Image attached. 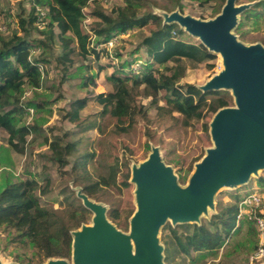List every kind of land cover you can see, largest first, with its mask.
<instances>
[{
    "label": "trees",
    "instance_id": "trees-1",
    "mask_svg": "<svg viewBox=\"0 0 264 264\" xmlns=\"http://www.w3.org/2000/svg\"><path fill=\"white\" fill-rule=\"evenodd\" d=\"M28 1L33 10L40 8L46 12L44 20L47 29L43 32H48L37 43L45 46L53 38L58 41L61 53L56 61L61 67L62 76L67 73V64L73 62L70 58L75 52L73 45L76 43L77 52L88 53L89 37L93 35L92 43L97 48V56L100 53L110 65L100 62L98 70L94 74L90 72L81 82L80 86L84 89L95 82L98 72L115 64L105 46L110 37H118L120 33L123 34L133 27L142 28L149 21H156V16L149 11L139 14L137 8L141 0H129L127 8L123 10L113 7L109 14L98 9L91 12L99 22L96 26H88L86 32L82 27V21L86 17L83 6L93 0ZM219 2L222 6L225 0ZM258 4L264 5V0L255 2L254 6ZM244 13L243 20H246L249 16H257L258 12L256 8H249ZM16 18L19 30L12 31L7 37L0 34V130L7 133V146H0V166L12 163L9 150L23 154L28 135L32 131L36 132L45 121L44 118L38 119L32 125L22 122L25 107L31 106L37 111L45 109V102L38 100V94L24 102L20 98L25 86L36 89L40 87L42 70L39 63L45 56L34 55L35 42L29 39V25L38 21V14L31 15L28 19L19 14ZM241 23H237L238 27ZM140 43L146 55V63L136 73L123 70L124 66L131 65L130 62H120L117 65L109 77L113 89L94 95V100L101 107L98 114L82 116L80 112L88 98H75L60 116L61 121L71 123L74 129L61 127V132L52 134L51 138L46 137L44 141L49 150L45 155L46 159L56 164L59 173H67L71 182L90 199L98 200V193L110 186V179L100 173L96 176L91 173L88 164L93 159V154L80 146L85 132L97 126L96 117L104 116L115 103L123 104L128 110H135L144 119V135L147 139L150 137L149 118L146 108L138 101L140 96L151 98L156 117H164L170 121L175 119V114H180L186 123L203 120L206 117L205 109L214 114L228 105V100L219 96L200 107L204 94L193 84H180V79L188 67L195 68L208 61L209 51L202 44L187 40L176 23L159 20L156 27ZM112 54L115 58L119 56L117 52ZM92 94L93 92L90 93ZM70 158H73L72 162ZM128 178L127 174L123 177V187L128 186ZM259 182L264 183V178H260ZM49 184V178L46 179L44 187H41L35 178L13 181L6 174L1 176L0 181V230L8 233L10 241H19L35 248L40 262L49 258L69 259L72 254V231L86 223L91 213L74 195V191L65 194L61 190V194H65L61 205L65 203V206L60 210L42 203L40 196L48 192ZM239 202L236 196L234 202L219 203L216 212L199 224L168 225L169 232L163 240L165 258L174 255L191 257L192 252L197 253L199 260L216 258L219 249L229 239H234L244 227L246 233L253 236L246 240L249 245L247 250L254 251L258 242L254 221L246 216L237 220ZM108 216L115 221L120 214L116 208H111ZM129 216L130 211L126 213V217ZM234 244L238 245L237 240H234ZM191 260L195 261V258L192 256Z\"/></svg>",
    "mask_w": 264,
    "mask_h": 264
},
{
    "label": "rangeland",
    "instance_id": "rangeland-1",
    "mask_svg": "<svg viewBox=\"0 0 264 264\" xmlns=\"http://www.w3.org/2000/svg\"><path fill=\"white\" fill-rule=\"evenodd\" d=\"M128 1L93 0L87 2L83 6V11L86 14L82 21L83 29L87 32L88 26H96L99 22V19L91 12L98 9L109 14L113 7L123 10L127 8ZM257 1L259 0H234V6L242 9L236 14L235 24L229 32L244 47L259 44L264 48V5L254 6ZM223 5L221 6L219 0L209 2L203 0H141L137 8L139 14L149 11L156 16V21H149L142 28L133 27L123 34L120 33L116 37V43L110 48L111 52L119 54L118 58L116 57L115 64L104 71L98 72L95 82L89 84L88 88L85 89L80 85L86 75L90 72L94 74L98 70L100 62L101 64L110 65L106 59L101 57L100 53L97 56V48L92 43L93 35L89 37L88 48L90 51L88 53L77 52L76 43L73 45L75 52L70 55L73 62L67 64V73L62 76L61 67L56 61V57L61 53L58 41L53 38L51 43L40 46L37 42L43 40L48 32H43L47 29L46 23L43 27H40L38 22H31L29 25V39L35 42L33 53L34 55L41 54L45 56V59L40 61L43 65L40 87L36 89L25 86L20 98L24 102L26 99L32 98L34 94H38V100L45 102V109L37 111L31 106L25 107L27 109L22 115V122L26 125H32L38 119L44 118L45 121L36 132L32 131L28 135L27 146L23 154L9 150L8 153L12 163L0 166V181L1 176L6 174L13 181L35 178L38 184L44 187L46 179L49 178L48 192L40 196L42 203L52 205L60 210L65 206V203L61 205L65 194L70 191H74V195L83 203L82 197H79L81 194L80 188L71 182L67 173H59L56 164L45 157L49 153L47 144L44 142L46 137L51 138L52 134L61 132V127L68 130L74 129L71 123L60 120V116L68 108L69 102L75 98L87 96L88 99L85 107L80 112L81 115H97L101 107L94 100V95L113 89V83L109 77L120 62H130L131 64L139 62L140 68L144 66L146 55L144 49L140 46V42L145 35H148L156 27L159 20L166 23H176L179 30L184 32L187 40L202 44L198 36L190 34L186 27L180 25L172 15L189 16L197 21L208 22L221 14ZM249 8H256L257 16H249L248 19L243 20L244 12ZM19 14L28 19L31 15L37 14V8L33 10L28 0H0L1 35L7 37L12 31L19 30L16 21V16ZM43 19L46 20V14ZM239 21L242 23L238 27L237 23ZM208 51V61L199 64L195 68L188 67L184 76L180 79V84H193L204 94L202 102L199 104L200 107L209 102L210 99L219 96L228 100V105L225 108L234 107L235 101L230 87L203 89V86L212 76L224 69L221 54L214 50ZM130 66H124L123 70L133 72ZM87 67L90 68V71L87 70ZM92 92L93 94L90 95ZM138 101L146 108V114L149 118L150 137L148 139L144 135V119L135 110H128L123 104L117 102L104 116L96 117L97 126L85 132L83 143L80 146L93 154V159L88 164L91 173L95 176L100 173L110 179V186L98 193V200L88 199L102 207L106 221L110 226L129 237L133 254H135V244L129 236V222L138 210L137 186L132 180L133 168H138L155 149L160 161L171 170L177 185L181 189H185L189 185L197 165L207 156L208 150L215 147V142L211 136L210 123L216 112L212 114L205 109L206 117L203 120H191L187 123L183 120L182 115L175 114V119L169 121L164 117L158 118L155 116L156 109L151 106L150 97L140 96ZM28 108H31L32 111ZM6 136L7 133L0 130V146H7L5 143ZM70 160L72 162L73 158H70ZM126 174L129 176L128 186L123 187L121 182ZM260 178H264V167L251 171L245 182L234 185L221 184L213 193L212 203L206 204L205 209L193 222L199 224L206 221L216 212L219 203L234 202L236 196H238V200H242L249 192L264 189V183L259 182ZM61 190H64L65 194H61ZM111 208H116L120 214L115 221L108 216ZM128 211H130V216L127 218L126 213ZM94 216L95 213L91 211L87 222L82 226H92ZM179 224L182 223L173 222L167 218L154 234V238L161 248L160 254L163 264H264V261L252 263L249 261V256L253 250H247L249 245L246 240L252 239L253 236L246 233V227L242 228V231L234 239H229L219 249L216 258L199 260L196 252H192L191 257L174 255L165 258L163 240L165 234L169 232L167 226H177ZM81 227L74 231H80ZM254 237L256 236L254 235ZM234 240H237V246H235ZM192 256L195 261L191 260ZM53 259H61L66 264H75L72 254L67 260L49 258L40 262L35 248L19 241H10L8 233L3 229L0 230L1 264H46Z\"/></svg>",
    "mask_w": 264,
    "mask_h": 264
},
{
    "label": "water",
    "instance_id": "water-1",
    "mask_svg": "<svg viewBox=\"0 0 264 264\" xmlns=\"http://www.w3.org/2000/svg\"><path fill=\"white\" fill-rule=\"evenodd\" d=\"M241 9L234 6V0H225L221 14L212 21L172 15L208 50L221 54L224 69L203 89L230 87L235 106L223 107L214 114L210 127L215 147L197 165L185 189L177 185L155 149L138 168H133L138 210L130 219L129 236L135 254L129 237L110 226L102 207L81 193L82 204L95 216L92 226L72 231L75 264H163L154 234L167 218L194 223L206 204L212 203L218 186L245 182L251 171L264 167V48L259 44L244 47L230 34ZM46 264L66 263L53 259Z\"/></svg>",
    "mask_w": 264,
    "mask_h": 264
},
{
    "label": "built area",
    "instance_id": "built-area-1",
    "mask_svg": "<svg viewBox=\"0 0 264 264\" xmlns=\"http://www.w3.org/2000/svg\"><path fill=\"white\" fill-rule=\"evenodd\" d=\"M37 14H38V23L40 24V27H43L45 25V20L43 19V16L46 14V12L40 8H37ZM92 36V35H91ZM116 43V36H112L108 39L105 46L108 50L110 58H113L116 62V58L113 56L110 48ZM40 69L42 70L43 65L39 63ZM130 68L133 70L134 73H136L139 68L140 64L137 62L136 64H131ZM27 109V108H26ZM25 109V110H26ZM32 111L31 108H28ZM264 189L258 191H252L249 192L244 196L242 200L238 203V214H237V220L243 218L246 216L249 220L254 221V226L257 232L258 242L255 250L250 254L249 261L255 262V261H264Z\"/></svg>",
    "mask_w": 264,
    "mask_h": 264
},
{
    "label": "crops",
    "instance_id": "crops-1",
    "mask_svg": "<svg viewBox=\"0 0 264 264\" xmlns=\"http://www.w3.org/2000/svg\"><path fill=\"white\" fill-rule=\"evenodd\" d=\"M106 70V69H105Z\"/></svg>",
    "mask_w": 264,
    "mask_h": 264
}]
</instances>
